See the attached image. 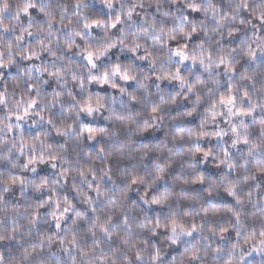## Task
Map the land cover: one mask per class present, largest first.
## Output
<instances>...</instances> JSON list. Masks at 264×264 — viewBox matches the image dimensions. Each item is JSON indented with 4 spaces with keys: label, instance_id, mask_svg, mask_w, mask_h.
Listing matches in <instances>:
<instances>
[{
    "label": "trees",
    "instance_id": "obj_1",
    "mask_svg": "<svg viewBox=\"0 0 264 264\" xmlns=\"http://www.w3.org/2000/svg\"><path fill=\"white\" fill-rule=\"evenodd\" d=\"M0 264H264V0H0Z\"/></svg>",
    "mask_w": 264,
    "mask_h": 264
},
{
    "label": "rangeland",
    "instance_id": "obj_2",
    "mask_svg": "<svg viewBox=\"0 0 264 264\" xmlns=\"http://www.w3.org/2000/svg\"><path fill=\"white\" fill-rule=\"evenodd\" d=\"M99 7L103 9L104 5L99 3ZM172 54H173L172 57H173V59H175L176 62H178V63H180V64H182V65H184L186 67L187 66H192L194 64V59H192L187 54V52H185V51H176V52H173ZM32 107H34V104L32 106H30V110L32 109ZM98 110H99V107L98 106H94V107L90 108L89 112H91V114H93L94 112L96 113ZM232 112H233V110L230 113H232ZM20 116H22V118L15 125L11 126L10 125L11 121H9L7 126H10V127H14L15 126L16 127V126H18V124L23 125V126H28L29 123L31 122V120H28L27 116H25V113H22ZM23 118H26V121L23 122L22 121ZM21 122H23V123H21ZM232 125H233V121L230 120V122H229V124H228L226 129H228L227 133L229 134V137H230V145H231V147H235L237 145V140L235 138V136H236L235 132L233 133V130H232L233 126ZM256 251H263V250L260 247H254V248L251 249L252 254H256Z\"/></svg>",
    "mask_w": 264,
    "mask_h": 264
}]
</instances>
